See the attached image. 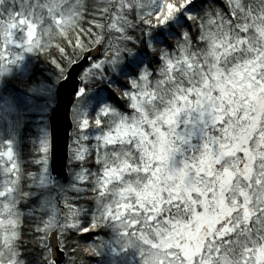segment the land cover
Wrapping results in <instances>:
<instances>
[{
  "label": "snow or ice",
  "instance_id": "1",
  "mask_svg": "<svg viewBox=\"0 0 264 264\" xmlns=\"http://www.w3.org/2000/svg\"><path fill=\"white\" fill-rule=\"evenodd\" d=\"M226 4L100 0L107 22L90 19L99 31L89 27L94 38L84 42V0H0V75L57 37L73 47L68 65L104 47L85 79L132 58L122 69L126 87L114 89L131 112L105 106L91 120L76 114L81 170L72 191L94 193L84 198L95 209L68 196L60 210L45 201L46 218L27 228L40 264H58L69 241L73 252L97 255L69 234L84 237L107 223L139 249L143 264H264V0ZM57 47L63 56L66 45L58 39ZM90 129L97 134L86 145ZM93 157L95 171L86 166ZM0 165V264H26L19 205L29 192L10 144ZM26 180L29 188L48 183L43 173Z\"/></svg>",
  "mask_w": 264,
  "mask_h": 264
},
{
  "label": "trees",
  "instance_id": "2",
  "mask_svg": "<svg viewBox=\"0 0 264 264\" xmlns=\"http://www.w3.org/2000/svg\"><path fill=\"white\" fill-rule=\"evenodd\" d=\"M84 2L88 6V11L81 21L82 30H78V34L82 41L88 42L94 37L87 33V29L91 27L93 32L99 31L95 28L94 24H89V20L95 19L105 23L107 21L96 8L100 0H84ZM216 3L217 6L227 10L226 0H216ZM58 39L61 40V43L66 45V52L63 56L57 47ZM102 48L103 56L100 60L104 58V47L102 46ZM72 54V45L68 44L66 40L57 37L53 39L51 47L40 54L37 53L33 57L31 69L27 74L11 73L8 76H3L0 86L3 90V97L8 101L10 100L12 105L16 107L13 109L15 111L12 115L11 123H9V121L8 123L5 122L4 119L0 121V151L4 143L12 145L15 160L19 168L25 174V181L22 182V188H25V190L29 192L28 197L19 205V210L24 214L25 220V241L22 244V249L25 252L26 264H40L42 250L38 245L29 243V240L34 239V236L27 231V228L28 225H32L46 218L48 214L47 207L42 210V204L45 201H47L49 205L54 203L57 209L60 210L63 207L64 197L68 196L74 198L75 203L85 209L90 211H94L95 209V205L90 200L84 198L94 195V193L77 194L72 191L73 187L78 184L76 175L81 170V164L74 158L73 152V150L78 147L76 142L79 139L76 114L79 113L82 118L91 120L94 119L105 106H112L124 114L131 112V109L125 106L124 102L120 100L114 91V89H123L126 87V79L122 75V69L130 63L131 57L125 54V59L120 66L113 69L105 65L103 71L95 73L88 79H85L83 74L81 83L84 94H79L72 114L74 129L71 134L68 163L69 181L67 184H64L55 177L50 178L47 171L48 183L46 186L40 187L34 184L29 188L26 180L27 176L29 174H35L38 177L44 173L45 163L39 162L44 161V159L50 160V151H48L47 154L42 151L44 147V127H47L49 130V114L42 116L39 113L38 104L42 102L40 97L44 94H49L50 96L45 100L51 108L54 107L55 89L58 83L65 78L67 71L72 66L67 64V60ZM52 60H56L61 64V67L65 68V76L61 75L60 70L51 62ZM88 69H86L85 72ZM9 124H11V128H9ZM96 134V130L90 129L87 132L90 139L85 141V144L91 145L94 143V140L91 138ZM86 166L93 171L96 170L97 165L94 163V157ZM90 219L91 215H86L84 217V222L87 223ZM114 226L115 225L112 223H107L84 237H76L69 234L72 239H77L79 243L96 248L97 255L92 256L73 252V247L78 246L72 245L69 241L65 252V264H67L70 255L77 256V264H80V260H83L85 264H110L109 256L116 248V238L113 234ZM32 227L34 231V225Z\"/></svg>",
  "mask_w": 264,
  "mask_h": 264
},
{
  "label": "water",
  "instance_id": "3",
  "mask_svg": "<svg viewBox=\"0 0 264 264\" xmlns=\"http://www.w3.org/2000/svg\"><path fill=\"white\" fill-rule=\"evenodd\" d=\"M88 55L87 59L81 58L68 70L66 79L62 80L56 88V104L51 110L50 123V168L54 177L61 179L63 183L69 180L68 161L70 149V136L73 130L72 110L80 93V78L85 69L92 62L102 56V46ZM65 253L57 251L56 260L58 264L65 263Z\"/></svg>",
  "mask_w": 264,
  "mask_h": 264
},
{
  "label": "rangeland",
  "instance_id": "4",
  "mask_svg": "<svg viewBox=\"0 0 264 264\" xmlns=\"http://www.w3.org/2000/svg\"><path fill=\"white\" fill-rule=\"evenodd\" d=\"M16 39H17V42L19 43L21 37L18 35ZM13 51L20 52L19 49H13ZM36 54H37L36 52H32V53L23 52L22 58L20 60H18L14 64L8 65V70L4 72L2 75H0V86H1L3 76H8L11 73L27 74L32 66L31 61ZM2 93H3V90L0 87V121L4 119L5 122L8 123L9 121V123H11L12 115L15 111L13 109L16 107L12 105V102L10 100L8 101L7 99H5ZM48 96L50 95L44 94L42 95V97H40V100L42 102L41 103L39 102L38 110L42 116L43 115L45 116L46 114H50V111L52 109L49 106L48 102L45 100ZM9 128H11V124H9ZM44 133L45 134H44L43 144L44 145L47 144L49 146V151H50V135H49V130L47 129V127H44ZM8 146H9V143H4L2 145L1 151H7ZM14 159H15V156H14ZM46 161L47 162L45 163V167H44L46 169V172H44L43 174L47 178L46 173L48 171V175L51 178L52 176L50 173V160L46 159ZM3 179L4 177L2 173V165H0V183L3 182ZM113 232H114L113 233L114 237L116 238L115 240L116 248L114 249V252H112L109 256L110 264H143L139 249L137 247H126V240L122 236L121 230L118 227L114 226Z\"/></svg>",
  "mask_w": 264,
  "mask_h": 264
}]
</instances>
